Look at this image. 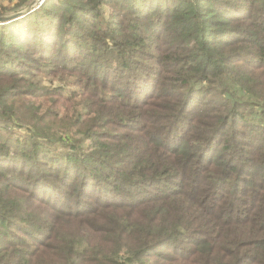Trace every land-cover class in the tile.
I'll use <instances>...</instances> for the list:
<instances>
[{
    "label": "trees",
    "instance_id": "16d2710c",
    "mask_svg": "<svg viewBox=\"0 0 264 264\" xmlns=\"http://www.w3.org/2000/svg\"><path fill=\"white\" fill-rule=\"evenodd\" d=\"M0 264H264V0L0 24Z\"/></svg>",
    "mask_w": 264,
    "mask_h": 264
},
{
    "label": "water",
    "instance_id": "95a60500",
    "mask_svg": "<svg viewBox=\"0 0 264 264\" xmlns=\"http://www.w3.org/2000/svg\"><path fill=\"white\" fill-rule=\"evenodd\" d=\"M40 0H34L32 3L27 6L26 8L18 11H14L11 13L0 15V24L9 23L15 21L17 19L23 18L26 15L30 14L34 11L36 5L39 3Z\"/></svg>",
    "mask_w": 264,
    "mask_h": 264
},
{
    "label": "rangeland",
    "instance_id": "374dc122",
    "mask_svg": "<svg viewBox=\"0 0 264 264\" xmlns=\"http://www.w3.org/2000/svg\"><path fill=\"white\" fill-rule=\"evenodd\" d=\"M18 1V0H17ZM0 2H4V4H7L8 3V0H0ZM14 2V0H12V3ZM15 3V2H14ZM10 5V4H9ZM12 12H14V11H12ZM11 13V12H10ZM41 79H42V83H44V84H50V78H47L45 75H43L42 77H41ZM59 82H57V81H54V84L55 85H57ZM10 131L12 132V134L13 135H20V134H24V132L22 131V130H17V129H15V128H13L12 130H10V129H8L7 130V132H4L5 134H9L10 133ZM66 205V204H65Z\"/></svg>",
    "mask_w": 264,
    "mask_h": 264
},
{
    "label": "built area",
    "instance_id": "2783aa9c",
    "mask_svg": "<svg viewBox=\"0 0 264 264\" xmlns=\"http://www.w3.org/2000/svg\"><path fill=\"white\" fill-rule=\"evenodd\" d=\"M45 0H40L36 7H39Z\"/></svg>",
    "mask_w": 264,
    "mask_h": 264
}]
</instances>
